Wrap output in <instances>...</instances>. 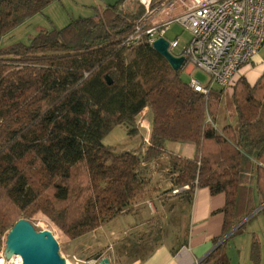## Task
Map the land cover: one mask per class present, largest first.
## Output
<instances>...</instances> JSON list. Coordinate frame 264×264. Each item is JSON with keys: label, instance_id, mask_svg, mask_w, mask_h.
<instances>
[{"label": "trees", "instance_id": "trees-1", "mask_svg": "<svg viewBox=\"0 0 264 264\" xmlns=\"http://www.w3.org/2000/svg\"><path fill=\"white\" fill-rule=\"evenodd\" d=\"M54 1L0 0V39ZM125 1L0 47V247L18 220L38 212L73 239L98 229L145 192L142 165L165 153L177 173L171 192L189 185L182 193L225 194L216 242L264 204V75L234 82L236 122L220 128L224 88L197 92L151 45H126L139 13L123 12ZM146 108L152 130L142 146L104 143L118 125L139 134ZM168 142L193 143L195 153L179 155ZM261 214L264 206L202 264H230L229 240ZM251 252L257 259L256 238Z\"/></svg>", "mask_w": 264, "mask_h": 264}, {"label": "rangeland", "instance_id": "rangeland-1", "mask_svg": "<svg viewBox=\"0 0 264 264\" xmlns=\"http://www.w3.org/2000/svg\"><path fill=\"white\" fill-rule=\"evenodd\" d=\"M116 1L117 0H103L100 2L95 0H56L47 6L41 13L36 14L30 20L17 27L10 35L2 37L0 39V47L17 41L28 43L42 28H62L72 19L94 15L96 7H99L97 6L98 4L104 6ZM122 11L129 15L138 12L139 16L135 17V20H137L140 17V13H144V8L138 0H126L122 5ZM166 36L169 40L178 38L179 46L175 49L176 53H178L191 39L190 32L185 30L177 22L172 24ZM182 76L184 80L189 81L190 76L185 70H183ZM193 76L199 78L202 82L207 80V75L198 69L194 70ZM235 78L238 79L239 74H237ZM226 90H228L227 96L233 91L232 87L226 88ZM227 96L226 94L223 96L221 110L218 115L217 125L220 128L231 121L236 122V114L232 100L229 97L227 98ZM140 120L145 121V119L138 118L139 134H129L125 126L118 125L106 135L104 143L112 146L116 151L137 150L144 144V139L149 134V132L146 131L148 128H143V122ZM227 120H229V122H227ZM145 124L147 123L145 122L144 125ZM150 128L152 130L151 125ZM168 164L167 161H162L160 167L157 166L156 168H159V173L161 172L159 181H163L165 177H170L171 182H173L170 189L161 191V189L165 187H161L160 185L162 184L159 183V181H155L152 188L159 186V196L154 197L151 196V194L149 195V193H151L149 190L147 194L143 193L136 197L123 212L104 224V228L101 230L95 229L81 237L73 239L66 235L55 222L42 212H38L33 216L32 223L38 230L49 229L55 234L57 242L59 243L60 253L67 260L68 264H86V262L89 261L97 264L104 257H109L111 264L134 263V261L149 255L157 246L155 241L159 240V236L162 232L165 233L166 231H170L169 227H166L163 222V212L158 215H154L153 213L157 207L166 205L167 193L174 187L175 176L171 175L173 173L171 165L169 166V170L163 167V165L168 167ZM140 173L144 174V177L147 178L149 183V179L151 178L145 176L146 173L143 169L140 170ZM144 210L153 214V217L148 219L149 215L147 216V214L143 213ZM256 213L254 211L251 215ZM177 219V224L180 225L179 218ZM253 222L254 220L249 222L246 229ZM230 241H234V243H237L242 249V256H229L230 264H253L248 256L252 242L251 235L244 232L237 234L230 239ZM236 253H238V250Z\"/></svg>", "mask_w": 264, "mask_h": 264}, {"label": "built area", "instance_id": "built-area-1", "mask_svg": "<svg viewBox=\"0 0 264 264\" xmlns=\"http://www.w3.org/2000/svg\"><path fill=\"white\" fill-rule=\"evenodd\" d=\"M138 1L144 13L135 21V31L125 39L126 45L147 43L153 47L156 40L167 39L168 50L185 58L182 70L190 76L189 85L204 95L215 88H233L237 71L264 45V0ZM174 22L191 34L178 53V38L169 40L166 36ZM196 69L207 75L205 82L193 76ZM188 188H175L172 193L181 194ZM0 264H23V259L19 254L7 258L0 247Z\"/></svg>", "mask_w": 264, "mask_h": 264}, {"label": "crops", "instance_id": "crops-1", "mask_svg": "<svg viewBox=\"0 0 264 264\" xmlns=\"http://www.w3.org/2000/svg\"><path fill=\"white\" fill-rule=\"evenodd\" d=\"M95 1L100 2L103 0ZM97 6L101 7L102 5L98 4ZM237 74H239V77H245L252 85L264 75V45L253 60L242 66L237 71L236 75ZM234 80L236 81L237 78ZM227 91L228 90L224 89V95L226 94V96ZM231 95L232 93H230L227 98L229 97L231 99ZM139 117L140 119H145V121H140L143 122V128H148L146 131H148L149 134L145 138L147 140L151 133L150 125L152 127V117L149 108L143 110ZM145 122L147 123L145 124L146 126L144 125ZM227 122H229V120H227ZM231 123L234 124L235 121H231ZM167 148L186 157H192L195 153V145L190 142H168ZM162 161H167L169 163L168 167L163 165L164 169L169 170L170 156L166 153L142 165L141 168L146 173L145 176L151 178L145 188V194L150 190L151 193H149V195L151 194V196L154 197L159 196V186H155L156 188L152 187L155 181L160 180L159 177L161 176V172L159 173V168L156 167H160ZM172 172L171 175H177L173 170ZM159 183L162 184L160 185L161 187H165L162 188L161 191L170 189V186L173 184L170 177H165L164 180L159 181ZM225 203L226 196L224 193L212 194L206 187L198 188L191 194L185 192L177 195L173 194L171 191L168 192L167 200L165 201L166 205L157 207L153 213L154 215H158L163 212V222L166 227H169L170 231H166V234L163 232L160 234L159 240L155 241L157 246L149 255L131 264H195L196 261H203L223 238L222 237L216 242L222 234L224 213L221 209L225 206ZM143 213L147 214V216L149 215L148 219L153 217V214L147 210H144ZM177 218H179L180 225L177 224ZM102 228H104V225L98 229L101 230ZM244 232L251 235L252 241L253 238H256L259 243V256L257 259H253L251 254V242L248 255L251 263L264 264V215H258V217L254 219V222L249 225L247 229L245 228ZM227 249L229 256H242V249L237 243H234V241L229 242ZM237 250L238 253H236Z\"/></svg>", "mask_w": 264, "mask_h": 264}, {"label": "water", "instance_id": "water-1", "mask_svg": "<svg viewBox=\"0 0 264 264\" xmlns=\"http://www.w3.org/2000/svg\"><path fill=\"white\" fill-rule=\"evenodd\" d=\"M167 39L160 38L155 41L153 47L164 56L175 69H182L184 57H176L168 50ZM108 82L112 80L107 77ZM255 210L258 212L262 207ZM253 215H249L242 222L236 225L226 236L215 246L218 247L226 241L239 227L245 224ZM4 252L7 258L13 254H19L23 264H68L61 255L59 243L55 234L49 230H38L34 224L25 218L18 220L7 234ZM97 264H111L109 257L102 258Z\"/></svg>", "mask_w": 264, "mask_h": 264}]
</instances>
